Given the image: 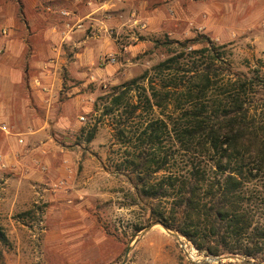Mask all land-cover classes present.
<instances>
[{
	"label": "rangeland",
	"instance_id": "rangeland-1",
	"mask_svg": "<svg viewBox=\"0 0 264 264\" xmlns=\"http://www.w3.org/2000/svg\"><path fill=\"white\" fill-rule=\"evenodd\" d=\"M198 35L204 61L264 66V0H0V264H120L129 246L125 264H217L160 228L137 238L151 223L122 163L152 114L122 139L103 115L113 87L135 80L139 103Z\"/></svg>",
	"mask_w": 264,
	"mask_h": 264
},
{
	"label": "trees",
	"instance_id": "trees-1",
	"mask_svg": "<svg viewBox=\"0 0 264 264\" xmlns=\"http://www.w3.org/2000/svg\"><path fill=\"white\" fill-rule=\"evenodd\" d=\"M210 43L205 35L177 41L182 53L153 67L139 103L127 100L131 80L111 89L103 115L122 139L131 120L152 114L122 163L146 224L161 223L199 255L264 264V66L237 73L220 55L204 61Z\"/></svg>",
	"mask_w": 264,
	"mask_h": 264
},
{
	"label": "water",
	"instance_id": "water-1",
	"mask_svg": "<svg viewBox=\"0 0 264 264\" xmlns=\"http://www.w3.org/2000/svg\"><path fill=\"white\" fill-rule=\"evenodd\" d=\"M153 228H160L161 230H163L166 234H168L169 236H172V237H175V238H180V236L175 233V232H172L168 229H166L161 223L159 222H154V223H151L149 226L145 227L142 231H140L139 235H137V238H140L142 237L143 235L147 234L149 231H151ZM138 240V239H137ZM137 242V241H135ZM131 250V247H127L126 251H125V255H124V258H123V261L120 263V264H125L126 263V260H127V257H128V254ZM204 261L206 262H214V263H219V262H222V261H229V262H238L240 264H258V263H255L253 261H249V260H246L244 258H240V257H236V256H225V257H218V258H214V257H205L204 258ZM192 264H199V263H192Z\"/></svg>",
	"mask_w": 264,
	"mask_h": 264
},
{
	"label": "built area",
	"instance_id": "built-area-1",
	"mask_svg": "<svg viewBox=\"0 0 264 264\" xmlns=\"http://www.w3.org/2000/svg\"><path fill=\"white\" fill-rule=\"evenodd\" d=\"M0 131L7 134L8 133V129L5 125H0Z\"/></svg>",
	"mask_w": 264,
	"mask_h": 264
},
{
	"label": "crops",
	"instance_id": "crops-1",
	"mask_svg": "<svg viewBox=\"0 0 264 264\" xmlns=\"http://www.w3.org/2000/svg\"><path fill=\"white\" fill-rule=\"evenodd\" d=\"M53 30H54V29H53ZM32 84H33V83H30V82H29V79H28V80H27L28 88H32ZM34 86H35V85H34Z\"/></svg>",
	"mask_w": 264,
	"mask_h": 264
}]
</instances>
